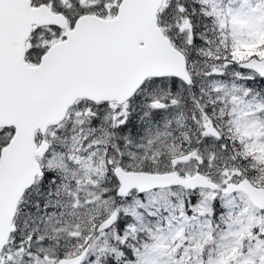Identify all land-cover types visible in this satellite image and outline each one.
<instances>
[{"label": "snow or ice", "instance_id": "1", "mask_svg": "<svg viewBox=\"0 0 264 264\" xmlns=\"http://www.w3.org/2000/svg\"><path fill=\"white\" fill-rule=\"evenodd\" d=\"M0 264H264V0H0Z\"/></svg>", "mask_w": 264, "mask_h": 264}]
</instances>
